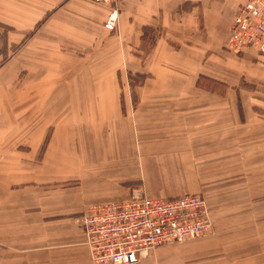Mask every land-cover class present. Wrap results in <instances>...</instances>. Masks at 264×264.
I'll return each instance as SVG.
<instances>
[{
    "label": "crops",
    "instance_id": "0c3cea01",
    "mask_svg": "<svg viewBox=\"0 0 264 264\" xmlns=\"http://www.w3.org/2000/svg\"><path fill=\"white\" fill-rule=\"evenodd\" d=\"M239 3L121 0L112 33L107 5L0 0V264H92L78 224L84 205L200 195L201 182L219 237L139 264H264L249 241L254 223L239 219L264 216V154L228 159L230 135L248 129L230 105L238 95L196 92L204 81L264 83V56L227 50ZM141 64L150 76L140 92L122 93L119 75L125 83L126 65ZM252 112L247 104L250 122ZM72 180L79 186H61ZM232 184L236 202L221 205Z\"/></svg>",
    "mask_w": 264,
    "mask_h": 264
},
{
    "label": "built area",
    "instance_id": "2783aa9c",
    "mask_svg": "<svg viewBox=\"0 0 264 264\" xmlns=\"http://www.w3.org/2000/svg\"><path fill=\"white\" fill-rule=\"evenodd\" d=\"M117 7L119 0H89ZM227 50L264 56V0H239ZM118 8L105 29L115 32ZM93 264H139L157 249L207 237L214 232L212 214L201 195L173 199L135 195L125 201L90 205L78 218Z\"/></svg>",
    "mask_w": 264,
    "mask_h": 264
},
{
    "label": "rangeland",
    "instance_id": "374dc122",
    "mask_svg": "<svg viewBox=\"0 0 264 264\" xmlns=\"http://www.w3.org/2000/svg\"><path fill=\"white\" fill-rule=\"evenodd\" d=\"M100 5H106V4H100ZM107 6H109V5H107ZM120 6H121V0H119L117 7H115V6L114 7L109 6V7L111 8V12H112V10L114 8H118V10H121ZM104 26H105V24H104ZM104 29H105V27H104ZM115 32H112V33H115ZM148 35H149V38L146 41L145 51H144V53L146 55L149 54V51L152 49L153 43H154L153 39H155L154 37L156 35H158V33H156L155 30H154V32H153V30H151L148 33ZM139 51H140L139 55H140V59H141V63H142V44L139 47ZM69 71L70 70L68 68V72ZM124 73L126 74L125 83L123 82L122 75L121 74L119 75V81H120L122 93H125V89H126V91L128 93L136 95L137 93L140 92V89L142 88V85L145 82L144 81L142 84L139 76L142 75V78H143L148 73V71L145 70L144 65H142V64L139 65L138 67L137 66L135 67V65H126V71ZM123 83L125 85V88H124ZM230 83L233 85L222 86V85L215 84L212 82L204 81V82L200 83V85L198 87L199 91H196V92H206V93L208 92V93H213V94H224V93H227L229 89H234L231 92L235 91V93H237V95H238L237 99L238 100L230 103V105H232V107H234L233 108L234 111L235 110L239 111V113L243 117V118H239V120H242L245 124H247V127H245V128H248V129L243 131V135H237L236 137L234 134L230 135V138L228 139V142H229L228 145L230 147H228V150H227V158L228 159H234V155H236L237 157H239L240 159H243V160L246 158L252 159V154H254L256 151H258L260 157H262V155L264 154V148H261V149L258 148L259 150H257V148H255L256 147L255 144H251V143H260L261 144L264 142V127L262 126V125H264V83L261 81H258L256 79L242 78V77H239L237 79H232V80H230ZM243 93L248 94L251 97L252 101H249V103H246L242 99L243 97L241 98V96H240ZM137 103H138L137 101H134V105H137ZM247 104L252 108V111H253L252 114H254L253 115L254 119H251V122H250V119H248V116H246ZM242 111H244V113ZM248 121H249V123H248ZM253 131H254V133H253ZM257 133L259 135H256ZM235 138H237V139L234 141ZM240 138H244V139L241 140ZM234 145L237 147V150H235V151H234ZM242 147H247V148L242 149ZM214 156L215 155H212L211 159H214ZM195 168L197 171V169L199 167L195 166ZM246 168H250V167H245V169ZM259 168L262 169L263 167H259ZM231 177H233V175ZM245 184H247V183H245ZM199 185L201 188L200 195L202 197H204L203 196L204 192L202 190V182ZM61 186L64 188H74V187L79 186V183L77 181L72 180V181L64 182ZM232 186H233V184L230 185L229 190L227 192H225L226 195H220L219 199H220L221 205H223L226 197L230 203L234 204L236 202V198H234V196H233L234 190H233ZM216 192L219 193V190L216 189ZM142 195H143V192H142ZM204 199H205V197H204ZM263 200L264 199H260V202H262ZM252 202L254 203L255 201H252ZM90 205L91 204L84 205L82 207V211H84V209ZM229 208H231V206L226 207L227 213H229V214H227L225 222H230V225L233 226V223L235 221V214L233 212H231V210ZM239 219L243 220L244 222L248 219L249 223L251 221L254 223L253 224V227H254L253 232H255V233L252 236L250 235L249 241L257 244L258 251H259V253H261L264 250V246L261 244V243H263V240H264V216L262 217L259 215V218L257 220L256 215L252 217V215L250 213H247V215L246 214H243V215L239 214ZM258 223H259V225H257ZM218 237H219L218 231H217V228L214 224V232L207 237H203V238L195 239V240H189V241H185L183 243H174L171 245H167V246H164V247L157 249L156 251H154L153 254H155L158 250H164V251H167L168 249L176 250L180 246H182L183 244L185 245L188 243L200 242V241L207 240V239H217ZM148 258H146V259H148Z\"/></svg>",
    "mask_w": 264,
    "mask_h": 264
},
{
    "label": "trees",
    "instance_id": "16d2710c",
    "mask_svg": "<svg viewBox=\"0 0 264 264\" xmlns=\"http://www.w3.org/2000/svg\"><path fill=\"white\" fill-rule=\"evenodd\" d=\"M153 32H154V30H153ZM156 33H158V32H156ZM157 36H158V35H156V36L154 37V38H155V39H153L154 41L156 40V37H157ZM145 44H146V43H144V48H145ZM153 45H154V44H153ZM149 76H150L149 73H147L143 78H142V75L139 76L141 83L143 84V82H144ZM49 139H50V133L48 132V134L46 135V138H45V140H44V144L42 145L41 152L44 151L45 147L47 146V144H48V142H49Z\"/></svg>",
    "mask_w": 264,
    "mask_h": 264
}]
</instances>
